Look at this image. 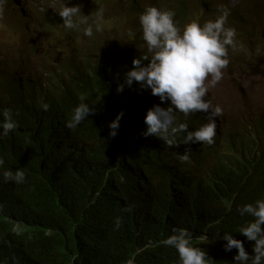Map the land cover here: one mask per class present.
<instances>
[{
    "label": "trees",
    "instance_id": "trees-1",
    "mask_svg": "<svg viewBox=\"0 0 264 264\" xmlns=\"http://www.w3.org/2000/svg\"><path fill=\"white\" fill-rule=\"evenodd\" d=\"M88 3L67 0V6L79 5L84 15L102 9L103 31L91 38L82 31L66 30L57 14L60 8L45 4L37 13L40 23L58 28L61 35L51 38L50 32L47 36L38 33L37 41L30 36L31 42L21 38V45L7 40L0 43V112L11 109L17 123L15 131L0 138V157L5 161L1 168H6L0 171V244L23 249L22 264L31 260L72 264L73 256L77 257L75 264H178L176 250L160 241L173 228H185L192 233V244L215 264H221L226 243L217 233H231L246 251L252 249L254 242L238 231L251 217H240L237 208L264 199V114L249 123L241 121L238 130L224 126L216 145L181 144L173 148V156L152 152L134 158L133 148L123 152V145L156 143L150 139L154 137L142 135L144 116L153 105L168 104L157 96L146 98L147 94L133 102L128 101L133 94L109 99L118 64L112 54H124V48L133 52L129 31L134 23L139 24L141 13L132 2L124 6L115 1L110 16L104 17L107 10L102 5L107 0L91 3L89 13ZM144 5L143 10L149 6L174 10L180 28L193 20L201 25L214 20L218 7L224 5L230 10L226 26L236 30L238 41L237 50L229 51L228 66L246 57L254 59L253 47L259 39L251 35L247 41L238 40L247 21L237 8L212 0H146ZM9 14L24 22L22 30L27 34V24L33 20ZM123 14L130 15L133 23L122 18ZM127 29L125 39L118 40ZM137 40L138 35L134 36ZM112 47L118 48L109 54ZM31 59L55 66L58 72L36 70L34 77L20 79L15 65ZM53 101L66 117L81 102L92 105L95 114L72 134L65 132L59 118L47 114L40 125L44 135H31L29 118L43 112L42 102ZM120 109L123 117L117 135L111 137L108 125ZM180 118L184 122L178 114ZM189 119L192 116L187 123ZM117 139L121 143H115ZM86 140H92L89 149L84 148ZM60 143L74 148L62 153L64 161L55 155ZM182 147H190L187 161L175 154V150L183 154ZM17 169L24 171L25 183L3 181L5 170ZM128 206L133 211L122 212ZM117 216L123 217L118 229L114 227ZM228 253L235 255L236 250Z\"/></svg>",
    "mask_w": 264,
    "mask_h": 264
},
{
    "label": "clouds",
    "instance_id": "clouds-1",
    "mask_svg": "<svg viewBox=\"0 0 264 264\" xmlns=\"http://www.w3.org/2000/svg\"><path fill=\"white\" fill-rule=\"evenodd\" d=\"M48 1L45 4H49ZM115 1L123 2V0ZM131 2L135 5L134 10L141 13L138 17L139 24L134 23L131 31L127 29L120 35L126 37L129 31L128 41L133 39V52L124 48V54L121 52L112 54L118 47L110 49L109 54H112L113 59H117L118 64L117 72L111 82L114 86L109 99L118 100L122 95L125 97L133 94L136 96L128 100L133 102L139 101L141 96L147 94L146 98L157 96L161 103L167 102L168 106L161 107L160 104H155L146 111L144 116L146 129L142 135L154 137L150 139L155 140L156 143L149 146L143 141L131 143V145L122 143L123 152L133 148L134 158L136 154L152 152L173 156V148L181 144L216 145L218 137L224 130V125L221 126L217 120L222 116L223 109L220 106H213L207 96L209 88L215 86L224 76L223 70L230 63V49L234 51L238 47L236 30L226 26L230 10L220 5L219 15L214 20H209L202 25L193 20L180 28L174 19L176 15L174 10H161L155 6H149L143 10L146 0H128V3L123 2L121 5L129 6ZM22 3L16 0H0V16H10V12L19 13L21 16L26 15L31 5L27 0ZM57 14L66 30L82 31L83 35L89 38L93 37L94 33L103 31L102 9L97 8L91 14L84 15L79 5L67 6V0H62ZM240 14L248 22L246 15L242 12ZM121 16L129 24L133 23L130 15ZM90 17H92L91 22ZM137 35L138 40L134 42V36ZM238 40L247 41L242 37ZM30 61L32 62V59L25 60L24 63L20 61V64L15 65V69L21 74L20 79H25L27 76L34 77L36 74L33 67L29 71L25 70V66H28ZM56 106V101L41 103L43 112L37 111L34 113V118H29L28 121L30 124L28 130L31 135H44L40 125L47 114H52V118L54 116L59 118L67 134H72V131L79 129V125L87 120L88 116L95 114L94 107L87 102H81L75 106L70 117H66L60 109L55 108ZM178 114L184 117V122L181 118L178 119ZM0 116L3 117L0 120V138H3L15 131L17 123L11 109H4L0 112ZM190 116L192 119H189L187 123ZM122 117L123 110L120 109L115 112V118L109 122L111 137L117 135ZM121 141L117 139L115 143L119 144ZM86 142L88 145H84V148L89 149L92 140H86ZM68 149L74 148L64 143L59 144L55 155L60 161H64L62 153ZM189 149L190 147H182L180 151L183 154L176 150L175 154L179 159L187 161L190 156ZM124 161L127 162L128 159ZM4 163V158L0 157L1 172L6 169L1 168ZM2 177L4 182L15 184H23L26 180L24 171L20 169L5 170ZM132 211L131 206L122 209L124 213ZM237 212L240 217H251V220L246 221L238 231L247 241L254 243L252 249L246 251L243 242L235 239L231 233L224 232L223 236L217 233V238L226 242L223 245L226 254L224 253L221 264H264V228H262L264 199L239 206ZM122 220V216H117L114 219V227L117 229L121 227ZM160 243L176 250L179 257L178 264H215L203 249L192 244V233L188 229L173 228L172 234ZM233 249L236 250V254L230 255L228 252ZM76 259V256L72 257V264H75ZM21 261H24L23 249L6 243L0 244V264H22ZM23 263L41 264L35 260ZM129 264L132 262L130 261Z\"/></svg>",
    "mask_w": 264,
    "mask_h": 264
},
{
    "label": "rangeland",
    "instance_id": "rangeland-1",
    "mask_svg": "<svg viewBox=\"0 0 264 264\" xmlns=\"http://www.w3.org/2000/svg\"><path fill=\"white\" fill-rule=\"evenodd\" d=\"M25 2L26 0H16ZM31 7L27 10L25 16L30 17L33 22L28 25L29 31L24 32V22L20 23V18L3 15L0 16V43L5 40L11 44L21 45V38L27 42L30 36L34 37L35 41L38 39V33L47 36L51 33V38H55L58 34L61 35L58 28L51 26L46 27V24L40 23V16L37 14L42 5L48 0H27ZM35 1V2H34ZM73 2L80 0H71ZM115 0H107L103 4V8L107 10L104 17H109L112 10L115 8ZM173 1V0H170ZM217 3H225L228 6L237 8L240 12L246 15L248 22L244 28L242 39L247 36L255 35L259 39L253 47L255 51L254 59L246 57V61L236 62V66L227 67L224 69L223 78L215 85L209 88L207 98L211 100L213 106H220L223 109V114L217 120L221 126H227L228 129H241L240 122L246 121L249 123L257 114H264V0H212ZM50 8H61L62 0H49ZM96 0H89L88 13L91 11L90 4L95 5ZM128 3V0H123ZM22 3V4H23ZM32 3V4H31ZM20 6V5H18ZM22 6V5H21ZM20 6V7H21ZM58 8V9H59ZM103 9V10H104ZM124 35H119L118 39H123ZM17 42L15 43V40ZM238 46V41H237ZM25 70L30 68L43 73L46 70L50 72H58L55 66H45L35 59L30 61ZM255 133V132H253Z\"/></svg>",
    "mask_w": 264,
    "mask_h": 264
}]
</instances>
